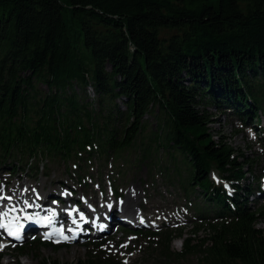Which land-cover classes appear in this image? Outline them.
I'll list each match as a JSON object with an SVG mask.
<instances>
[{
    "label": "trees",
    "instance_id": "trees-1",
    "mask_svg": "<svg viewBox=\"0 0 264 264\" xmlns=\"http://www.w3.org/2000/svg\"><path fill=\"white\" fill-rule=\"evenodd\" d=\"M210 109L242 125L264 115V0H0V170L38 157L79 169L129 152L152 164L163 151L169 184L184 170L180 188L194 194L193 234H211L148 231V258L264 264L254 162L214 140ZM98 258L80 264H120Z\"/></svg>",
    "mask_w": 264,
    "mask_h": 264
},
{
    "label": "rangeland",
    "instance_id": "rangeland-1",
    "mask_svg": "<svg viewBox=\"0 0 264 264\" xmlns=\"http://www.w3.org/2000/svg\"><path fill=\"white\" fill-rule=\"evenodd\" d=\"M118 104L122 106V101L120 100ZM210 113L214 120V123L210 124V132L214 140L218 141L222 138L221 141L233 149L236 155L242 156L241 160L246 163L254 162L250 169L252 173L249 175V181L251 182L255 177L261 176V178L257 181L256 196L250 199V206L252 208H256V204L264 206V135L262 134L264 133V115H260L259 128H263V130L258 135L253 131L260 130L259 128L253 130L254 128L251 126L242 127L236 118L224 114L223 111L210 109ZM148 120L149 126L154 125V121ZM138 156L137 152H129L115 160L111 161L110 159L105 165L100 161H95L89 165H82L79 169L74 168L72 163L49 162L45 157H38L36 160L21 164V169L14 174H9L7 168H1V213L8 215L12 208L16 207L14 204L4 201L15 198L10 196V191L15 190L19 184L27 183V186L31 187L30 191L34 190L36 184L40 185V189L31 194L34 196L33 199L42 198L49 189L54 188L57 193L67 196L66 206H72L76 201L77 205L88 208H91L93 204L94 207H100L102 197L119 202V196H124L130 188L135 187L139 192L137 202L141 206L140 216H142L144 224L138 226L117 224L104 239L100 236L91 237L90 235L89 238L77 243L66 241L63 246L58 248L54 247L55 241L36 235L22 243L24 245L27 242L36 241L22 253L15 249L16 246L19 247L22 244L11 245L0 264H39L42 260L55 264H80L89 255L99 256V260L112 258L115 262L123 264H159L146 255L149 248L145 241L148 242L150 236H146L144 241L137 235L126 234L125 231L146 232L161 226L181 231L185 239H192L195 242L207 240L211 234L208 226L202 225V227H198L195 234L192 232L195 224H199L201 221H196L194 216L198 214L191 211L195 204L194 194H185L180 188L181 181L185 177L184 170L180 173L181 179L178 184H169L171 172L164 173L163 171L165 166L163 151L156 152L152 164L139 165ZM42 166H47V169H41ZM169 170L172 171V167ZM175 174L172 173V176ZM212 179L220 182L215 175H212ZM61 184L66 186L60 188ZM22 192L20 191V193ZM45 208H50V206ZM211 223L215 225V222ZM152 224H156V227ZM256 228L264 234V217L258 221ZM170 247L179 252L182 242L173 240Z\"/></svg>",
    "mask_w": 264,
    "mask_h": 264
},
{
    "label": "bare ground",
    "instance_id": "bare-ground-1",
    "mask_svg": "<svg viewBox=\"0 0 264 264\" xmlns=\"http://www.w3.org/2000/svg\"><path fill=\"white\" fill-rule=\"evenodd\" d=\"M5 186V185H4ZM66 186V185H65ZM4 189V188H2ZM24 189V190H23ZM31 187L27 186L26 184H19L18 186L15 187V190L10 191V196L15 197L14 199H10L4 202L14 204V206L21 205L22 203L29 202L28 200H32L35 205H39L41 208L45 207H53V209L56 210L59 205H51V199L55 198L58 196L57 191L54 190V188H51L46 192L45 195H43L42 198L37 197L36 200H33L34 196H31L32 193L37 192L40 189V185L36 184L34 186V190L30 191ZM37 190V191H36ZM20 191H23L20 193ZM138 190L137 188H130L124 196H119L120 201L116 202L111 198L107 197H102L101 199V205L100 207H97L94 205H91V208H88L84 206L83 208V214L84 216L89 220V222L85 221V224L83 227L84 229L82 230L83 232L78 233L79 237L78 240L85 238L86 234L84 230H89V229H95V234L97 236L103 237H108V234L112 231V228L117 225V224H124L126 222V219L128 217H133V220L139 224L142 225L144 224L142 216H140L141 206L137 202V197H138ZM40 196L39 194H37ZM40 199V200H38ZM3 200V199H2ZM25 201V202H23ZM1 202V201H0ZM64 202L67 203L68 200L67 198H64ZM97 213L96 215L99 217V222L97 224L93 223L90 221V216L91 212L93 211ZM0 214H1V209H0ZM77 217V216H75ZM141 218V222L139 219ZM81 222V221H77ZM76 229V227H74ZM70 238H74L73 235L69 236Z\"/></svg>",
    "mask_w": 264,
    "mask_h": 264
},
{
    "label": "snow or ice",
    "instance_id": "snow-or-ice-1",
    "mask_svg": "<svg viewBox=\"0 0 264 264\" xmlns=\"http://www.w3.org/2000/svg\"><path fill=\"white\" fill-rule=\"evenodd\" d=\"M81 219H83V217H81ZM50 222V221H49ZM73 223H75V221H73ZM2 227H7L6 225H0ZM10 235H15V233L9 232ZM17 239L19 238L18 236L16 237Z\"/></svg>",
    "mask_w": 264,
    "mask_h": 264
}]
</instances>
